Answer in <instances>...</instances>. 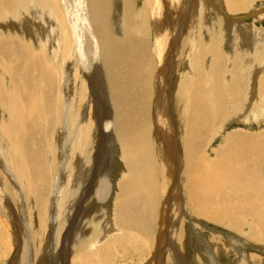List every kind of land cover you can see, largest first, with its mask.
Masks as SVG:
<instances>
[{"label":"bare ground","instance_id":"obj_1","mask_svg":"<svg viewBox=\"0 0 264 264\" xmlns=\"http://www.w3.org/2000/svg\"><path fill=\"white\" fill-rule=\"evenodd\" d=\"M248 1L250 0H144V19L149 21V25L142 23L139 29L136 27V16L132 11V0H0V8H2V4L7 7L2 12L1 18L4 19L8 17L7 15H11L12 17L9 16V18L18 20L14 27L15 31L25 32L26 24L29 27L30 22L33 21L28 18L34 19L40 15L43 17L39 24L35 21V28L28 35L30 40L22 41L11 37L4 40L6 43L0 42V58L2 59V65H0L3 69L0 78L4 81V72H7L14 79L13 87L7 90L2 88L0 79V106L9 112L11 119L9 122L5 120L0 123V171L3 174L2 183H0V205L6 210L8 217L10 216L18 236L16 250H13L15 254L10 264H15L19 260L23 247L29 255L26 256L25 253L24 257H27V261H31L33 258L30 257H33L34 248H36L34 240L37 233L32 231V224H30L31 214L32 211L34 213V210L29 206L31 201L29 200L30 204L27 202L28 190H30L28 198L33 197L34 201L37 200L36 203L41 193L44 195L48 192L51 197V204L49 203L51 206L49 205V207L53 215L51 218L53 231L51 229L49 239L50 264H57L55 263L58 261L57 258H63V264H72L73 261V264H77L75 263L77 257L82 258L80 264H109L110 262L106 259L109 260L113 252L118 253L120 240H128L124 237L130 236L134 243L148 242L147 240L142 241L143 237L140 239L138 235L130 234V230L134 229L149 234L153 228L151 226L153 218L158 220L160 227L159 233L157 230V235L153 236L152 249L146 243H142L146 250H150L152 256L150 264H153L154 261L160 262V264H188L182 240V233L187 235L184 221L185 218H188L187 214L203 217L210 222L222 221L221 216L224 213L216 209L220 204L218 200H223L218 192L222 193L221 189L224 188L233 192V195L239 194V192H235L239 188L232 187L233 184L230 182H234L236 178L240 180L238 179L239 174L248 171L251 166L248 164L244 167L239 161L245 160L247 157H257V161L252 167L256 168V171L258 167L264 165V162L261 160V154L258 153L259 149L257 152V142L248 138H239L240 140L232 141L230 149L232 156L223 157L224 159L219 161L218 166L213 163V166L210 167L208 165L210 161L205 165L207 159L198 155L196 147L197 144H200L197 142L200 122L203 116H208L201 109L202 87H200V83L197 82L193 88H190L193 83L189 84L183 80L184 83H179L180 89L170 97L165 93L163 95L164 84L167 72L174 68L176 62L174 58H178L179 54L187 55L186 52L193 49L197 50L194 53L201 59L202 54L198 50L200 43H196V40L199 42L196 30L198 21L205 20L208 8L225 10L226 29L231 35L246 43L249 49L254 45L260 46L258 48L264 47V3L248 7L251 4V2L247 4ZM258 1L260 2V0ZM121 2L124 9L123 15L116 11L121 7ZM246 8L249 10L247 15L238 14ZM212 26L214 27L215 24ZM210 31L214 36L212 41L215 40L211 43L212 50L218 52L219 46L224 41L216 39L218 32L212 31L211 28ZM117 32L122 34V38L113 35ZM149 38H152L150 47L147 41ZM34 45L36 47L40 45V51L36 52ZM50 54L54 63L46 59V56H50ZM263 66L262 70L258 66L256 74L260 75L264 70ZM155 68L156 73L154 72ZM236 74L237 72L234 74L235 77ZM242 76L244 75L242 74ZM190 78L192 79V77ZM258 78L259 80L250 76L247 80L248 84L244 83L247 90L244 87L246 92L243 95L239 92L242 97L235 93L238 91L237 87L232 90L227 85V89H221L219 93L221 96L225 95L223 91L233 92V96H230L231 104H229V106L234 105L231 109L229 108L232 110L233 116H239L248 122L252 118H256L245 112L248 113L247 109L252 100L259 105L260 99L264 100L263 96L259 94L257 96L258 92L264 91V72ZM237 85L239 86V84ZM48 98L49 100L52 98L53 108L48 105ZM244 98L247 100L246 105H244ZM213 99L216 100L214 113L217 115L223 112L224 114L225 108L222 107V110L220 106L222 102L219 103L217 96L216 98L214 96ZM186 101H189L188 107ZM256 107L254 108L256 109ZM260 107L262 106L260 105ZM92 113L96 114L98 118L97 125H93L94 128L90 118ZM225 114L229 115V112ZM48 117L51 119V126L48 131H42L41 135H46V143L44 147L39 148L35 146L36 141L32 139L33 131L48 124ZM219 124L218 122L217 125L219 126ZM177 127L186 131L176 133ZM152 134L154 138L151 137ZM99 135L102 137V141L100 140L101 144L97 146ZM51 139L56 143L50 149L48 142ZM178 140L186 144L185 151L181 156L176 150ZM89 145L92 160L87 161ZM114 146L119 147L120 160L124 165L126 164L125 167L128 169V173L120 179L112 170V163L117 155V147ZM148 147L151 154L147 152ZM100 150L103 151L102 156H100ZM60 155L61 158L58 160ZM150 155L153 159L151 161L155 164L152 167L149 166V162H145L150 161ZM48 157L49 164L45 163V158ZM254 159L256 160V158ZM91 164L93 165V175H91L89 188H94L91 196H94L95 201L84 209H80V207L85 199L80 197V203L76 201L78 205L74 207L77 212L79 211L78 221L80 223H76L73 227L76 236L78 235L77 238L75 236L76 242L73 240L75 245L70 250L68 247V250L61 248L57 251V255L60 256H55L53 253L55 244L60 239L59 236H55L54 232L55 218L66 219L70 209L73 208L71 203L66 207L69 201L67 193L63 198L65 200L64 207L60 206L63 193L62 183L65 179L70 183L71 172L73 173L76 169L79 171L77 179L81 176L83 178L86 167H90ZM50 172L52 176L48 178L47 175L50 176ZM250 175L248 176L250 177ZM46 178L47 181L50 180L49 183ZM253 181L255 182V179ZM50 182L53 184L52 192L48 191ZM8 188L10 189L8 190ZM240 191L242 192L240 195L245 192L243 189ZM258 193L259 191L255 194L256 197H258ZM252 194L250 193V196ZM260 196L257 199H260ZM229 199L231 198L229 197ZM246 199L244 198V200ZM158 201L161 206H158L160 209L157 208L155 211V204ZM113 206L116 210L117 227L118 229L122 227L124 233L123 236L118 237L119 233L116 237L110 238L116 228L111 219ZM184 209L188 212L187 214ZM258 209L260 212L261 209ZM64 212L65 214H63ZM260 213L259 215H261ZM156 214L158 215L156 216ZM91 215L104 219L101 224L98 222L100 227L97 228L98 225L90 221ZM244 216L246 217V215ZM258 216L257 218H260ZM238 218L241 219L240 216ZM11 220L8 221L11 222ZM90 225H93V230H90L91 236L95 228L96 231L100 229V234L92 237L95 240L83 238L85 229ZM57 230L60 232V227ZM214 237L215 239L212 241L217 249V254L223 250H226L228 254L232 247L228 246L229 244L226 245L221 238ZM168 238L170 242H168ZM98 240L99 242L96 244L92 243V241ZM167 247L174 248L173 253L168 251L172 263L169 262L168 257L159 255ZM126 252L128 251L126 250L124 253ZM69 257H71L70 260ZM244 257L245 255L241 257L239 264L260 263L259 260H256L255 255ZM192 264H198V262L192 261Z\"/></svg>","mask_w":264,"mask_h":264},{"label":"rangeland","instance_id":"obj_2","mask_svg":"<svg viewBox=\"0 0 264 264\" xmlns=\"http://www.w3.org/2000/svg\"><path fill=\"white\" fill-rule=\"evenodd\" d=\"M254 1H256V2H254ZM254 1L250 0L247 2V4L250 2H251V4L249 6L247 4L246 5L248 7H251L252 5L258 6L261 2L264 3V0H260V2L258 0H254ZM120 6L121 7L119 9L117 8L116 11H118L119 13H121V15H123L122 12L124 9H123L122 2H121ZM4 7L5 6L2 4V8H0V11H1L0 12V42L6 43V41L4 42V40H7L11 37L12 38L16 37L17 39H20L22 41L23 40L24 41L30 40V37H28V35L31 33L32 29L35 28L36 22H38L37 24H39L42 21L43 17L40 15L37 18H34L35 20L33 18H31V19L28 18L29 20H33L30 22V26L32 25V27H30V26L28 27V25L26 24L27 28H26L25 32H21L20 30L15 31L14 27H15V24H17V22H18V20H16V18H13V19L9 18V16L12 17L11 15H7L8 17H5L4 19L1 18L2 12L7 9V7H5V8ZM210 10L213 13H210L211 12ZM132 11L134 12V15L136 16V19H135L137 21L136 27H138L140 29L141 28L140 26H142L141 25L142 23L145 25H147V24L149 25V21L147 20L148 21L147 22L144 19V17H145V14L143 12L144 11V0H132ZM207 11L208 12L206 13L205 20L202 19L203 22L201 20L198 21L199 24L197 25V30H196V37L199 38V42H197V40H196V43L197 44L200 43V45H198V48H200V49H198V50L202 54V56H200V58L202 60L198 58L196 53H194L197 50L189 49L188 53L186 52L187 55H183V56L180 55L178 52V54H179L178 58L177 57L174 58V60H176V62L174 61L175 62L174 68L171 69L170 71L168 70V72H167V78H166V83L164 84L163 95L165 93L167 96L169 95V97H170V95H172L174 93L176 94L177 90L180 89L179 83L183 82V80L188 82L189 84L193 83V85H190V88H193L195 83H197V82L200 83V87H202L201 88V90H202L201 109L203 110V113H205V115H208V116H206V117L203 116L202 121L200 122L199 132H197V136H199V140L197 142L200 144H197L196 147H197L198 155L206 157L207 161H206L205 165L210 161L209 163L212 162L211 164L208 163V165H210V167L213 166V163H214V165L218 166V163L220 160H223L228 155L232 156L233 154L230 153L232 141L233 140H240L239 138H244V139L248 138V139H252L254 142H257V144H258L256 147L257 152L259 149L260 152H258V153L261 154V160H263V162H264V121H263L264 120V100L260 99V105L262 107H260L259 104H255L253 100L250 102V106L247 109L248 113L247 112H245V113L249 114L252 117H256V118H252L248 122V121L242 120V118L239 116H233L232 115V113H231L232 110H230V109L234 105L229 106V104H231V97L233 96V92L223 91V90L227 89L226 86L228 85V87L232 90H234V87L235 88L237 87L236 89L238 91L235 93L238 96L240 95V93L243 95V93L246 92L245 90H247V88H246L247 86L245 84H248L247 80L250 78V76L257 78V80H259L258 77L263 75L264 70L260 73V75L256 74V71L259 69V67L261 69L262 66L264 65V62H263L264 61L263 60L264 59V50H263L264 47L258 48L260 46L257 47L256 45L253 44L255 48L257 47V49H254V47H253V48H251L252 49V51H251V49L248 48L249 46L246 43H244L243 41L241 42L240 39H237L235 36L231 35V33L226 29V25H225V23H226L225 22L226 18L224 15V14H226L225 10H223V9H221V10L220 9H211V8L209 9L208 8ZM248 11H249L248 8H246L238 14L244 16V15L248 14ZM138 16H139V18H138ZM214 24H215V26L213 27L212 25H214ZM245 24H248V23L246 22ZM210 28L212 31L218 32V37L216 38L217 40L219 39V40L224 41L223 44L221 46H219L218 52H214L212 50L211 43L215 42V40L212 41L214 36L211 34ZM113 35H115L116 37L122 38V34L120 32L113 33ZM233 37L236 39H234ZM232 40H234V41H232ZM147 41H148V45L150 47V45L152 43V38H149ZM11 44H12L13 48L15 50H17L15 45L13 43H11ZM39 46L40 45H37V47H36V45H34V48L36 50L34 48H33V50H35L36 52L40 51L41 48ZM251 54H253V55H251ZM49 57H50V59H49ZM46 59L48 61H50L51 63L52 62L54 63V60L51 59V54H50V56H46ZM235 61H237L238 63ZM1 62H2V59L0 58V64L2 65ZM154 62H156V61H154ZM1 65H0V76L2 77L1 72L3 71V69L1 67ZM263 69H264V66H263ZM155 70H156V68L154 69V72H155ZM236 72H237V74L235 77L234 74ZM4 73H5V76H4L5 80L3 81L0 78L1 79V85L3 86L2 88H4V90L11 89L13 87V84H14L13 83L14 79H12V76H10L7 72H4ZM155 73H154V75H155ZM196 74H198V75H196ZM200 74H202V75H200ZM238 74H239V76H238ZM242 74L245 77L242 76ZM248 74H250V76H247ZM198 76L200 79L198 78ZM240 76L244 80V82L240 78ZM181 77H182V79H181ZM190 77H192V79ZM196 79H197V81H196ZM203 81H205V82H203ZM216 81L217 82L219 81L218 84ZM15 82H16V79H15ZM202 82L204 85L202 84ZM227 82H228V84H227ZM236 82H238V83H236ZM207 84H209V85H207ZM237 84H239V86ZM241 84H243L244 86ZM212 85H215V86H212ZM204 86H205V88H204ZM17 87H19V86H17ZM240 87H241V89H240ZM244 87H245V90H244ZM221 89H223L222 91H223V94H225L224 96H221L219 94L221 92ZM205 90L207 91V94H205L206 93ZM209 91H210V93H209ZM203 92H205V93H203ZM263 92L262 93L258 92L257 96L259 94L260 96H263V98H264ZM214 94H216V95H214ZM242 95H240V97H242ZM214 96H215V98L217 96L219 103H220V101L222 102L221 103L222 105H220V106H221V108L222 107L225 108L224 110L222 108V110L224 111V114L229 112L230 117H228L229 115H227V114L224 115L223 112H221L217 115L214 113L215 112V101H216V100L214 101V99H213ZM244 96L246 97V93L244 94ZM203 97L205 98V100H203L204 99ZM51 99L49 100V98H48V105L51 108H53V106L51 105L52 104ZM105 99H106V97H105ZM211 99H212V101H211ZM237 99H238V97H237ZM228 100L230 103L228 102ZM246 103H247V100H245V98H244V105H246ZM186 106L187 107L189 106V101H186ZM217 106H218V104L216 102V108H217ZM255 106L258 107V108L256 107L257 111L254 108ZM205 107L208 109V111ZM179 109H181V108L179 107ZM213 109H214V111H213ZM242 112H241V114H242ZM48 115H49V113H48ZM49 117H50V115H49ZM49 117H48V124H46L44 127L40 126V127H38L39 129L36 128L33 131L34 135H33L32 139H34L36 141L35 146H38L39 148L44 147V145L46 143V135L42 136L41 134H42V131H45V132H46V130L48 131V129L51 126V119H50L51 117L50 118ZM90 118L92 119L91 120L92 121V127H93V125L96 126L97 125L96 122L98 121L96 114L94 115V113H92V117H90ZM204 118H206V119H204ZM5 120L7 122H9L11 120L10 116H9V112L7 110H4L2 108V106H0V123L2 121H5ZM218 122L220 123L219 126L217 125ZM213 127H214V130H213ZM217 127L220 130H218ZM177 129H178V131L175 129V131H177L176 133H183V131H186L184 128H183L184 130H182V128L180 129L178 127H177ZM92 134L95 135V133H93V132H92ZM208 134H209V136H208ZM151 137H153V134L151 135ZM101 138H102L101 136L98 138L99 144L97 143V146H99L101 144V142H100V140L102 141ZM230 138H232V139H230ZM59 139H61V138H59ZM205 141H206V143H205ZM55 143L56 142H53L51 139L48 142V147L51 149ZM153 145L151 146L152 148H153ZM185 145L186 144L183 141L179 142V140H178V144L176 145V150L178 151L180 156H181V154L183 155V153L185 151V147H186ZM114 147L115 148L117 147V150H116L117 155L115 156L114 162L112 163L113 164L112 170H113L114 174L120 179L124 176V174L128 173V171H127L128 169H127V167H125L126 164L124 165L122 160H120L121 155H120L119 147L118 146H114ZM196 147H195V149H196ZM147 149H148L147 152H149L151 154L149 147ZM59 150H60V148H59ZM153 151H154V148H153ZM100 153H101L100 156H102L103 151L100 150ZM60 154H62V153H60ZM91 154L92 153H91L90 145H89L88 156H87L89 158H87V161L92 160ZM43 155H45V154H43ZM143 157H144V155H143ZM60 158H61V155H60L58 160H60ZM252 158L253 159L256 158V160L254 159V162H253ZM252 158L247 157L245 160L241 159L239 161V163L242 162L241 164L244 167H245V165L251 164V166L249 167L250 169L248 168L249 169L248 171L246 170V172L243 171L242 174H239L238 179H240V180H237V178H236V180H234V182H230V184H233L232 187L235 186L236 188H239L238 190L236 188H233V189H236L237 191H235V190H232V191H235L236 193L239 192V194L233 195V192H229L228 189L225 190L224 188L221 189L223 191L222 193L218 192V195L220 194L219 196L221 198L223 197L222 198L223 200L222 201L218 200L219 202L217 201L220 204H219V207H216V209L221 210V212L224 213V215L221 216L222 221L220 220L219 222H215V221L210 222L206 219L208 221L207 222L205 220V218H203V217L189 216V213L184 209L186 214L188 213L187 214L188 216H186L188 218L184 217L185 218L184 221L186 223V229H187L186 234L187 235H185V233L183 232L182 233V240L184 242V245H183L184 255L186 258V262L188 264H192V261H197L198 264H235V263L239 264V262H241L240 260H241L242 256L245 255L244 258H246V256H251V254L255 255L256 260H259L260 263H258V264H262V263L264 264V244H261V243H264L263 242L264 240L262 241V239H264V233H263L264 232V226H263L264 225V218H263L264 217V214H263L264 213V207H263L264 206V165L262 167H258L257 171H256V168L254 169L252 167H253V164L257 161V157L253 156ZM151 160H153V159L150 155V161H145V162L146 163L149 162V166L151 165L150 167L155 166L154 162ZM45 161H46L45 163L49 164L48 163L49 157L45 158ZM84 166H85V164H84ZM90 170H92V171H90ZM152 171H153V169H152ZM77 172H79V171H77V169L74 170L73 173L71 172V177L69 179L70 183L67 182V179H65V181L62 183L63 184V186H62L63 193H62V197H61L60 206L64 207V201L65 200H63V198L65 197V195L67 193V195H68L67 199L69 201H68L66 207L71 203L70 205H73V208L70 209L69 215H67L66 219L63 217L55 218L54 232H55V236L56 237L59 236L58 238H60V239H58L59 241L57 240L58 243L57 242H56V244L54 243L55 244V250L53 251V253L55 256L58 253L57 251H59L61 248H63V250H68V249L70 250L72 248V246L75 245L74 242H76V238L78 235L76 236L75 230L73 229V227L76 223L79 222L78 221V212L79 211L77 212V209L74 206L78 205L77 202L80 203V201H79L80 197L85 199L84 203L80 207V209L81 208L82 209L87 208L92 202L95 201L94 196H91L93 194L94 188L93 189H91L92 187L89 188V186H90L89 183L91 182V177H92L91 175H93V165L91 164L90 167H86L83 178L81 176L80 178L77 179V176L79 175ZM85 173H86V175H85ZM245 174H247V175L245 176ZM42 175H43V172L40 174V176L42 177ZM248 175H250V177ZM2 176H3V174H1V171H0V183H2V180H1V179H3ZM51 176H52V174L50 172V176L48 174L47 177L51 178ZM157 176H158V174H157ZM73 177H74V179H71ZM87 177L88 178L90 177L89 178L90 180ZM246 179H248V180H246ZM254 179H255V182L253 181ZM46 181H47V178H46ZM48 181H50V180L48 179ZM240 181H242V182H240ZM238 182H239V184H238ZM73 184H76V185L73 186ZM52 186H53V184H51V182H50V184H48V188H50V189H48L49 192H52V190H53ZM71 186H72V188H71ZM9 189L10 188H8V190ZM241 189H243L245 191L244 194H242V195H240L242 193L240 191ZM257 189H258L261 196L259 195V193L257 195L258 197L255 196V194H257V192H258V191L256 192ZM28 191L30 192V190H28ZM262 191H263V193H262ZM29 192L26 195L28 197H29ZM74 192L76 195L74 194ZM84 192H85V195L87 194L86 197L84 195ZM226 192H227V194H226ZM250 193L251 194L254 193V194H252L253 197H252V195L250 196ZM73 194H74V199H73ZM80 194H81V196H80ZM39 196H40V198H39L37 203H36L37 200L35 199V201H34L33 197H31V196H30V198L27 197L28 204H30L29 202L31 201V204L29 206L34 210V213L32 211V214H31V216H32L31 220L32 221L30 222V224H32V227H33V225H34V227L33 228L31 227V229H32V231H35L38 235V237H37V235H35L36 238L34 240V243L36 242V246H35L36 248H34L35 250L33 252V257H30L33 259L31 261H29V260L27 261V257H24V254L26 253V256H29V255H28L27 251L25 250V248L23 247L22 255L19 257V260L15 264H50L51 263V257L49 256L50 255L49 239H50L51 229L53 231V227L51 224V218L53 217V215H52V210H50V207H49V205L51 204V197H50V194L48 192H46L44 195H43V193H41ZM75 196H77V197H75ZM242 196L245 199L246 198H248V199L244 200V198ZM259 196H260V199H257V198H259ZM229 197L231 199H229ZM249 198H250V200H249ZM251 199H252V201H251ZM261 199L263 200V202ZM72 202H73V204H72ZM257 202H259V203L257 204ZM260 203L263 205H261ZM37 204H39V205L37 206ZM41 204H42V206H41ZM156 204H155V211H157L156 209L161 206L159 201L156 202ZM244 204H246V205L244 206ZM224 206H225V208H224ZM241 206H243V207H241ZM252 206L254 208H257V209H254ZM183 207H184V203H183ZM0 208H1L0 209V264H10L12 258L14 257V254H15V252L13 250L14 249L16 250V243H17L18 236L15 232V226L12 225L14 223L10 219V216L8 217L6 210L1 205H0ZM258 208L261 209L260 210L261 213L258 212V210H259ZM247 209H249V210H247ZM2 210H4V211L2 212ZM4 212L6 213V215ZM72 212H73V214H72ZM155 213H157V212H155ZM239 213H240V215H239ZM251 213H252V215H251ZM259 213L261 215H259ZM63 214H65V212ZM111 214H112L111 219L113 220L112 223L115 225L116 228H114L113 235L110 238H113L114 236L116 237L119 233L120 234L118 235V237L120 235L123 236V233H124L123 228L120 227L118 229L117 224H116L115 206L112 207ZM157 215L158 214H156V216ZM244 215H246V217ZM92 216H95V215H91L90 221L94 222L95 225H98L97 228L100 227L99 223L101 224L104 219L102 220L99 216H97V217H92ZM105 216H106V214H105ZM238 216H240L241 219H239ZM257 216L260 218H257ZM234 217H235L236 221H235V219H233ZM255 217H256V219H255ZM153 219L151 222V226H153V228L149 234L148 233L144 234V233L138 232L134 229L130 230V234H133V235L136 234L140 237V239L143 237L141 239L142 241L147 240L148 242H142V243H146V245L147 246L149 245L151 249H152V245L154 243L153 242L154 241L153 236L157 235V230L159 233V227H160L158 220L156 218H153ZM230 219H232V220H230ZM8 220H11V222ZM48 221H49V223H48ZM58 221H61V222L63 221V223L58 222ZM88 221H89V219H88ZM229 222L230 223L233 222L232 225H230ZM38 223L40 226L38 225ZM60 224H61V226H60ZM43 226H44V228H43ZM59 227L61 229L60 232L57 230V229H59ZM89 227H88L89 230H88V228L85 229V235H83V238L86 237L85 239L88 238L90 240H95V238L93 239L92 237H95V235L98 236L100 234V231H99L100 229H97V231H96V228H95V231L93 232V235L91 236L90 233L93 230V228H92L93 225H90ZM72 230H73V232H72ZM69 232H70V234H69ZM60 235H61V237H60ZM75 236H76V238H75ZM214 236H216L217 238H221L223 240V242L226 243V245L229 244L228 246L232 247V248L230 247L232 249V250L230 249V252H229L230 254L229 253L227 254L226 250H223L224 253L220 252L221 254L220 253L217 254V252H216L217 249L215 247L214 242L212 241L215 239ZM124 238H128V240H124V239L120 240L119 243H121V244L118 243V247H119L118 253L113 252V254L110 255L111 258L109 260L106 259L108 262H110L109 264H150L151 263L152 256H151L149 249L146 250L145 246L141 242L140 243L139 242L134 243V241L130 238V236H126ZM37 239H38V241H37ZM73 240H74V242H73ZM44 242H45V244H44ZM93 242H95V244H96L97 242H99V240L98 241H92V243ZM150 242H151V244H150ZM168 242H170L169 238H168ZM132 243H134V245H132L130 247V245ZM67 247H68V249H67ZM173 249H174L173 247H167L166 249L162 250L161 253L159 254L160 257H163V255H164V257H168L167 259L169 260L170 263H172V260L169 259L168 255H170V253L168 251L172 252ZM45 250H46V252H45ZM126 250L128 252L124 253ZM166 253H168V254H166ZM71 255L73 256V254H70V256ZM152 255H154V254H152ZM57 256H60V255H57ZM70 258L71 257H69V260H70ZM57 260L58 261L55 262L57 264H63L64 263L63 258H57ZM81 260H82V258L79 259V257H77L75 259V263L80 264ZM243 261H245V260L243 259ZM73 263H74V261H73ZM164 263H165V260H164ZM88 264H91V263H88ZM153 264H160V262L156 263L154 261Z\"/></svg>","mask_w":264,"mask_h":264}]
</instances>
